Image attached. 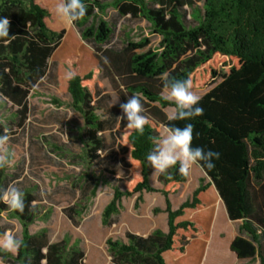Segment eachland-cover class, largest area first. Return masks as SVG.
<instances>
[{
    "label": "trees",
    "instance_id": "16d2710c",
    "mask_svg": "<svg viewBox=\"0 0 264 264\" xmlns=\"http://www.w3.org/2000/svg\"><path fill=\"white\" fill-rule=\"evenodd\" d=\"M83 3L87 14L73 25L81 41L91 48L96 66L85 75H72L67 91L71 108L84 120L80 140L88 163L97 162L104 149L101 134L105 126L94 96L101 74L121 103L127 96L139 94L149 117L142 135L127 129L126 124L122 127L123 158L130 175L113 187V198L102 213V225L114 223L125 198L144 192H160L166 199L168 216L167 232L155 230L147 237L127 233L126 242L109 239L112 264H201L219 200L229 219L241 223L231 252L239 261L257 258L264 264V0ZM111 9L121 17L146 21L152 34L161 38L159 46L145 51L150 44L148 38L138 42L127 38L122 47L111 45L115 32L106 18ZM55 13L41 0H0V17H8L9 34L15 36L7 46L0 41V95L21 107L23 114L28 110L30 93L46 76L49 61L66 41L72 40L65 29L50 27L49 21L58 19ZM164 74L170 79L190 78L193 91L213 86L199 101L198 106L204 109L202 116L191 121L168 119L165 109H175V105L164 99ZM188 122L194 125L193 146L218 151L220 158L211 170L197 164L210 181L202 179L192 198L173 210L169 198L179 193L188 176L179 173L177 164L158 175L162 186L158 190L151 185L154 173L146 156L159 139V127H183ZM9 184L4 167L0 169V189ZM23 193V213L0 202V216L20 223L23 240L15 255L0 251L4 262L84 264L85 252L79 243L69 239L52 243L47 229L31 233L43 214L34 191Z\"/></svg>",
    "mask_w": 264,
    "mask_h": 264
},
{
    "label": "rangeland",
    "instance_id": "374dc122",
    "mask_svg": "<svg viewBox=\"0 0 264 264\" xmlns=\"http://www.w3.org/2000/svg\"><path fill=\"white\" fill-rule=\"evenodd\" d=\"M51 1L41 0L55 13L57 0L54 3ZM106 18L114 28L111 45L115 47H122L127 38L135 42L148 38L150 44L145 51L157 48L161 42V38L152 34L150 25L144 20L121 17L112 9ZM49 25L56 30L65 29L72 40L66 41L49 61L46 76L28 97L26 114H23L21 107L0 95V125L3 132L5 128L11 132L6 146L11 161L6 166L10 184H15L22 192L33 190L35 193L36 204L40 206L43 218L31 227L32 234L47 229L52 243L63 239L79 243L85 252L84 264H112L107 247L109 239L126 242L127 233L142 235L155 230L168 231L166 199L160 192L125 198L114 223L111 226L102 225V213L113 198V187L117 181H125L130 175L121 143V130L126 124V120L118 118L122 115L119 106L121 100L119 98L116 102L117 93L106 76L101 74L94 96L98 115L105 126L101 134L104 149L99 152L100 159L90 165L80 140L84 120L70 106L67 84L72 75H85L96 66L92 50L81 41L73 24L65 23L58 17L50 20ZM212 88L209 86L194 92L201 98ZM173 111V108L165 109L168 117ZM164 134L165 128L159 127V139ZM189 176L180 193L174 195L172 200L169 198L173 210L192 198L193 169ZM152 185L157 186L158 190L162 189L156 183V175L152 177ZM95 186L97 189L93 196ZM6 231L14 232L21 239L20 223L2 215L0 240ZM0 251L5 250L0 248ZM0 264L8 263L0 257ZM221 264H260V261L256 258L237 263L225 258Z\"/></svg>",
    "mask_w": 264,
    "mask_h": 264
},
{
    "label": "clouds",
    "instance_id": "9594fccd",
    "mask_svg": "<svg viewBox=\"0 0 264 264\" xmlns=\"http://www.w3.org/2000/svg\"><path fill=\"white\" fill-rule=\"evenodd\" d=\"M56 15L65 23L74 24L87 14V5L83 0H57L55 5ZM10 20L8 17H0V41L9 45L14 35L9 34ZM107 61V58H104ZM163 89L167 93L164 99L175 105V110L168 117L170 121H191L204 114L203 107L198 106L200 97L193 91L191 79H170L168 74L162 78ZM119 96L116 97V102ZM115 102V103H116ZM114 103V104H115ZM121 121L126 120V128L139 134H143L149 124V117L145 115V108L139 94L127 96L126 102L121 103ZM196 136L199 134L196 133ZM11 139L8 128L0 134V169L10 164V154L7 145ZM194 125L190 122L183 127L170 125L165 128V134L155 141V146L147 154L146 159L155 175H161L177 164L179 173L185 177L190 174L193 165L201 164L202 167L211 170L215 167V160L220 158L218 151L205 150L203 147L193 146ZM0 202L10 209L23 213L25 210L24 193L15 186L9 184L0 189ZM23 240L14 232L6 231L0 240V248L10 253H16L21 248Z\"/></svg>",
    "mask_w": 264,
    "mask_h": 264
},
{
    "label": "crops",
    "instance_id": "0c3cea01",
    "mask_svg": "<svg viewBox=\"0 0 264 264\" xmlns=\"http://www.w3.org/2000/svg\"><path fill=\"white\" fill-rule=\"evenodd\" d=\"M192 169H193V172L195 173V177H192L193 179L192 181L194 185H193L190 195H193L194 190L199 187L200 180L204 179L206 180V183L210 181L209 178L206 176L205 172L197 164L193 165ZM157 177L158 175H156V183L158 184V186H161L157 181ZM188 177L190 176L188 175ZM184 184L185 183L181 185L180 190L182 189ZM151 185H152V179H151ZM152 186L156 189L158 188L155 185H152ZM173 197L174 196L170 197L171 200ZM240 225H241L240 222H232L229 219V216H228V213H227V210H226V207L223 201L219 200L217 202L216 213H215L213 223H212V228H211V236H210V240H209L206 252H205V258H204L203 264H206L209 262H212V264L213 263L221 264L223 263L225 258L234 260L237 263L241 262L237 259L236 255L230 250L231 243L234 241L236 237L239 236ZM149 234H142L140 236L147 237Z\"/></svg>",
    "mask_w": 264,
    "mask_h": 264
}]
</instances>
